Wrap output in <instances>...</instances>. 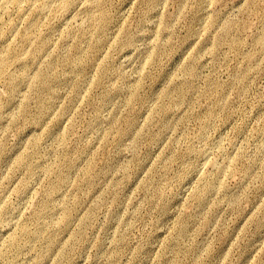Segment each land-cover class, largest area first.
<instances>
[{
	"label": "rangeland",
	"instance_id": "rangeland-1",
	"mask_svg": "<svg viewBox=\"0 0 264 264\" xmlns=\"http://www.w3.org/2000/svg\"><path fill=\"white\" fill-rule=\"evenodd\" d=\"M51 1L0 6V264H264V0Z\"/></svg>",
	"mask_w": 264,
	"mask_h": 264
},
{
	"label": "bare ground",
	"instance_id": "bare-ground-1",
	"mask_svg": "<svg viewBox=\"0 0 264 264\" xmlns=\"http://www.w3.org/2000/svg\"><path fill=\"white\" fill-rule=\"evenodd\" d=\"M75 0H59V3H55L56 7L61 9V10H68L69 7L71 6V4L74 2ZM17 0H0V6L1 4L7 5V4H13L16 3ZM54 3L51 0H40L39 5L40 7H45L49 4ZM22 38L25 40L27 39V34L24 33L22 34ZM73 50L75 52H77L78 48L77 47H73ZM79 52V51H78ZM14 56L8 55V54H3L0 52V78L4 76V74L6 73V70L8 69V67L10 66V64L14 61ZM38 78H40V87L44 90H50V83H49V79L47 81V78L45 76L40 77L38 76ZM10 85H12L14 82L12 80H10L8 82ZM13 87V85H12ZM209 186V184H207ZM22 233L26 236L27 230L25 228L22 229ZM12 240H14L15 238L13 236H11Z\"/></svg>",
	"mask_w": 264,
	"mask_h": 264
}]
</instances>
